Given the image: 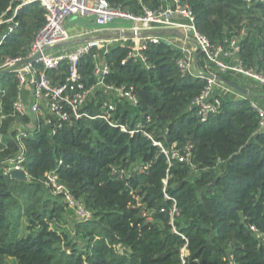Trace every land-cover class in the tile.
Returning <instances> with one entry per match:
<instances>
[{
  "label": "trees",
  "instance_id": "16d2710c",
  "mask_svg": "<svg viewBox=\"0 0 264 264\" xmlns=\"http://www.w3.org/2000/svg\"><path fill=\"white\" fill-rule=\"evenodd\" d=\"M10 1L0 0V18ZM107 1L115 9L141 13L138 0ZM184 1L198 30L214 45L236 35L247 21L241 56L264 71L260 5L248 10L245 0ZM17 19L20 27L0 47V56L26 57L45 24V11L32 4ZM6 28L0 26V39ZM134 48L128 40L115 43L107 54L94 49L80 59L78 69L87 85L94 84L99 54L111 69L106 83L133 87L139 99L136 107L114 100L115 118L132 129L142 125L151 139L142 132L123 133L100 119L65 123L55 133L44 120L35 122L22 139L29 182L0 173V264L10 259L18 264H181L185 245L187 264H231L232 257L236 264H264V243L251 230L255 226L264 234V133L250 99L222 96L221 111L203 121L193 103L206 81L180 72L182 52L166 41L149 43L145 65L129 58ZM69 68L63 61L48 74L63 83ZM220 77L237 84L232 75ZM0 78L7 90L5 96L0 93V110L10 117L0 130L3 162L19 153L16 126L25 127L31 119L13 115L18 84L12 73ZM106 99L98 90L85 110L98 113ZM155 142L169 152L192 145L193 166L169 162ZM145 166L149 169L142 171ZM55 169L91 212L89 220L78 218L44 185ZM174 200L178 233L171 224Z\"/></svg>",
  "mask_w": 264,
  "mask_h": 264
},
{
  "label": "built area",
  "instance_id": "2783aa9c",
  "mask_svg": "<svg viewBox=\"0 0 264 264\" xmlns=\"http://www.w3.org/2000/svg\"><path fill=\"white\" fill-rule=\"evenodd\" d=\"M138 2L141 6V13L135 15L113 8L107 0H11L7 11L0 18V26L6 25L7 27L0 39V47L20 27V21L17 18L27 7L32 4H38L45 11V24L37 32L28 55L26 57L0 56V75L12 70L13 78L18 84L17 96L12 104L13 115L29 117L33 122H39L41 118L46 125L53 126V133L65 123L82 119H100L108 123L112 128L120 129L123 133L133 136L142 132L144 136L151 139V136L142 125L132 129L128 124H123L115 118L117 105L114 100H125L136 107L139 104V99L133 87L127 88L106 83V77L110 74L111 69L99 54L95 55L94 84L87 85L79 73V61L83 56L94 49L104 51V54H107L109 48L120 41L80 44L76 45L75 50L68 54H62L60 51L56 53L55 50L58 49V45L73 39L98 35L103 31L115 29L130 31L136 35L161 30L177 31L183 35V37H179L181 44H176L173 38L168 36L163 39L173 47H176V49L181 50L182 55L177 59V66L183 75L197 76L206 81L202 92L193 103L197 109V117L203 121L208 120L221 111L223 94H235L234 89L227 85L224 80L221 81L219 76H242L264 87V71L248 66L241 56L242 41L248 36L249 32L247 21L243 22L241 29L236 35L220 44L214 45L198 30L195 14L186 1L148 0L146 2L145 0H138ZM245 4L248 10L254 5H260L264 17V0H245ZM74 17L94 20L96 29L72 36L68 31L67 25ZM116 20L128 21L132 25L130 27H113L112 24ZM163 39L152 36L148 38L124 39L122 41L132 40L135 48L129 54V58L140 60L147 65V57L143 51L147 49L149 43L157 44ZM197 47L199 48V55L196 59L195 51ZM39 54L41 56L36 62L20 65ZM199 58H201V62ZM63 61L69 62V72L63 83H55L48 73L58 69ZM201 64H204V70L200 69ZM205 75H212L215 78H208ZM98 90H103L107 95V99L100 104L98 113L90 114L85 108ZM0 93L2 96L7 94V90L3 85H0ZM239 99L243 100L246 97L243 96ZM251 106L259 116V131L264 133V108L255 102H251ZM1 111L0 115L2 114ZM148 121L150 122V119ZM16 132L18 142L27 136V131L21 124L17 125ZM19 145L20 150L17 156L0 162V173L4 176H10L13 170H22L28 177V172L25 168L27 162L26 147L20 143ZM155 145L163 151L169 162L171 159H176L193 166L192 145H187L181 151L173 150L171 152L167 151L159 142H155ZM62 163L60 161L59 165H62ZM148 169L149 166H145L142 171H147ZM43 183L52 191L54 196L61 197L78 218L89 220L92 217L91 212L75 199L72 191L60 182L57 169L47 173ZM164 193L165 197L169 199L166 189ZM173 202L171 224L173 231L178 233L174 221L179 214V210L176 201L174 200ZM251 230L258 234L264 243V234L260 233L255 226H252ZM182 237L186 239L185 236L182 235ZM188 256L189 252L187 245H185L181 249V264H187ZM231 264H236L233 257L231 258Z\"/></svg>",
  "mask_w": 264,
  "mask_h": 264
},
{
  "label": "water",
  "instance_id": "95a60500",
  "mask_svg": "<svg viewBox=\"0 0 264 264\" xmlns=\"http://www.w3.org/2000/svg\"><path fill=\"white\" fill-rule=\"evenodd\" d=\"M176 36V37H183V35H181L179 32L177 31H172V30H161V31H151V32H147V33H143L141 35H136L130 31H122L119 29H115V30H111V31H103L98 35H91L88 37H84V38H79V39H73L69 42L60 44L57 46V48L59 47H63V46H70V45H80V44H85V43H94V42H101V41H122L124 39H136V38H148V37H159V38H164L167 36ZM163 41H165L163 39ZM167 42V41H166ZM174 49H176V47H173ZM179 50V49H178ZM181 52V50H179ZM199 55V48L197 47L196 51H195V58L197 59ZM41 54L24 61L22 64H30V63H34L37 61L38 58H40ZM19 65V66H20ZM7 73H12V70L8 71ZM205 77L208 78H215V76L212 75H205ZM227 85H229L230 87H232L233 89L241 92V93H248L247 90H245L244 88H242L241 86L232 83V82H228V81H224ZM11 178L20 182H29V178L25 175V173L22 170H13L10 173Z\"/></svg>",
  "mask_w": 264,
  "mask_h": 264
},
{
  "label": "rangeland",
  "instance_id": "374dc122",
  "mask_svg": "<svg viewBox=\"0 0 264 264\" xmlns=\"http://www.w3.org/2000/svg\"><path fill=\"white\" fill-rule=\"evenodd\" d=\"M74 20L75 21H74L73 24L75 26L77 24H83V25L87 24L89 26L96 27V24H95V22H93L94 20H92V19L75 18ZM112 25L115 26V27H130L132 25V23L131 22H128V21H124V20H116V21H114V23ZM168 37L173 38V40L175 41L176 44H181V42H179V39H180L179 37L171 36V35L168 36ZM75 47L76 46H69V47L64 46L63 48H58V49H55V50H56V53H59V51H60V53L62 52V54H68V53L73 52L75 50ZM200 69L201 70H204V64L203 65L202 64L200 65ZM232 79L234 81H236L237 85H239V86H241L243 88L244 87L245 88L247 87L250 90H252V92H253V96L252 97L253 98L252 97L251 98H252L253 102H255L257 104L259 103V105H261V106H262V104L264 105V87L263 86H260L258 83L253 82V81H250V80H248V79H246V78H244L242 76H232ZM220 80L222 81V78L221 77H220ZM3 84H4V80L0 78V85H3ZM220 85H222V84H220ZM233 91L235 92V94H227V93H225V95L223 94V96L234 97V98H237V99H239V98H241V97L244 96L242 93H240L239 91H237L235 89ZM222 93H224V92H222ZM252 100H250V102H252ZM1 112H2V114L0 115V119H1L2 122L0 123V126H1L0 127V130L3 131L4 130V126H5V122L10 117L7 114H5V111H1ZM41 120H43V119L40 118V121ZM16 128H17V126H16ZM35 128H36V123L33 122L32 119H31V121H29L25 125V129L27 131L34 130ZM17 141H18V139H17ZM19 143L24 146V143L22 141H20ZM68 219L69 220H72L71 217H68ZM73 220H74V218H73ZM23 225H25V223H23ZM7 263L8 264H18L15 260H12V259L9 260Z\"/></svg>",
  "mask_w": 264,
  "mask_h": 264
},
{
  "label": "crops",
  "instance_id": "0c3cea01",
  "mask_svg": "<svg viewBox=\"0 0 264 264\" xmlns=\"http://www.w3.org/2000/svg\"><path fill=\"white\" fill-rule=\"evenodd\" d=\"M75 19V17L74 18H72L69 22H68V25H67V27H68V31H69V33L72 35V36H76V35H78V33H82V32H85V31H89V30H94V29H96V27H92V26H89V25H87V24H85V25H83V24H77L76 26L73 24L74 23V20ZM94 22V21H93ZM113 27H115V26H113ZM188 46H190V45H188ZM201 60V58H199V61ZM201 62V61H200ZM200 64V63H199ZM243 88V87H242ZM244 89L245 90H247L248 91V93H242L244 96H246V97H248L250 100H252V96H253V92H252V90H250L249 88H245L244 87ZM241 93V92H240ZM252 97V98H251ZM252 102H253V100H252ZM259 104V103H258ZM261 106V105H260ZM261 107H263L264 108V105L262 104V106ZM11 260V259H10ZM13 260V259H12Z\"/></svg>",
  "mask_w": 264,
  "mask_h": 264
}]
</instances>
